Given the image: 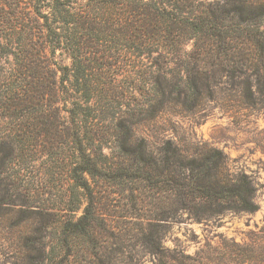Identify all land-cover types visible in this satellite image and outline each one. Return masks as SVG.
Listing matches in <instances>:
<instances>
[{
    "label": "rangeland",
    "instance_id": "obj_1",
    "mask_svg": "<svg viewBox=\"0 0 264 264\" xmlns=\"http://www.w3.org/2000/svg\"><path fill=\"white\" fill-rule=\"evenodd\" d=\"M75 1L77 7L95 9L96 0ZM33 2L0 0V264H38L39 241H56L62 223L82 213L83 195L75 182L81 140L97 151L103 145L108 155L100 159L108 175L96 176L92 186L112 206L134 199L158 204V162L167 140L195 156L221 149L231 173L252 177L259 209L227 212L212 229L185 220L175 226L174 236L193 253L208 239L217 243L214 234L219 233L242 248L240 260L251 257V264H264V113L235 103L228 108L221 91L224 79L196 110L161 102L158 65L171 82L172 75L178 76L176 64L158 53L94 58L105 47L87 40L84 50L93 53L85 60L98 89L82 107V91L70 75L73 60L66 50L52 51ZM2 9L13 14H8V26ZM106 218L123 221L130 215ZM141 257L143 264H155L151 255Z\"/></svg>",
    "mask_w": 264,
    "mask_h": 264
},
{
    "label": "trees",
    "instance_id": "obj_2",
    "mask_svg": "<svg viewBox=\"0 0 264 264\" xmlns=\"http://www.w3.org/2000/svg\"><path fill=\"white\" fill-rule=\"evenodd\" d=\"M75 3L34 0L32 7L43 18L52 51L66 50L72 58L70 75L82 91V107L98 89L85 60L93 52L84 50L85 43L95 41L105 49L94 58H152L158 53V58L176 64L174 75L179 77L172 75L171 82L164 66L158 65L161 102L196 110L224 79L221 91L228 108L237 104L264 113V0H96L95 9ZM3 11L8 26V14H13ZM5 39L9 45L10 39ZM189 41H194L193 47L187 50ZM78 151L75 182L83 195L82 213L62 223L56 241H39L38 264H143L145 253L155 264L253 262L251 257L240 260L242 248L219 233L214 234L217 243L208 239L193 253L174 236L175 226L185 220L212 229L227 212L259 209L252 177L231 173L221 149L211 147L195 156L167 140L158 162V204L134 199L122 206L104 203L92 186L96 176L108 175L100 162L108 158L103 145L97 151L81 140ZM133 214L147 219L135 220ZM129 215L123 221L106 218Z\"/></svg>",
    "mask_w": 264,
    "mask_h": 264
}]
</instances>
